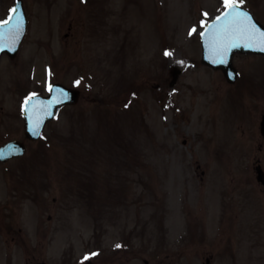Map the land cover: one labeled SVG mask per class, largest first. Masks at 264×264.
Masks as SVG:
<instances>
[{
  "label": "rangeland",
  "instance_id": "obj_1",
  "mask_svg": "<svg viewBox=\"0 0 264 264\" xmlns=\"http://www.w3.org/2000/svg\"><path fill=\"white\" fill-rule=\"evenodd\" d=\"M240 5L264 25V0ZM24 6L28 24L17 62L26 85L0 93L8 112L0 133L14 137L4 132L21 129L19 101L50 82L77 88L80 97L23 158L0 167V187L26 193V245L11 264H165V227L177 229L183 202L193 208L201 200V170L204 187L221 186L228 171L236 176L248 164L264 105V58L236 57L235 65L250 70L231 88L201 64L198 33L224 0ZM261 239L250 252L239 243L224 254L233 264H264ZM217 261L225 264L221 252Z\"/></svg>",
  "mask_w": 264,
  "mask_h": 264
},
{
  "label": "flooded vegetation",
  "instance_id": "obj_2",
  "mask_svg": "<svg viewBox=\"0 0 264 264\" xmlns=\"http://www.w3.org/2000/svg\"><path fill=\"white\" fill-rule=\"evenodd\" d=\"M21 1L26 12L24 0ZM15 2L16 0H0V20L8 17L9 9L13 8ZM23 40L19 43L17 49L12 52L10 48V51H3L4 48L0 45V93L20 92L26 85L24 64L17 62L21 54ZM238 56H243L247 59L248 57L264 58V56L250 53H235L232 57V63L237 71L236 82L247 76L250 70L248 64L243 69L235 65L234 59ZM17 64L18 70L15 69ZM212 71L220 72L225 78L222 70L213 69ZM49 84L44 87V92L35 94L46 95ZM262 92L264 93V89ZM28 95L23 96L19 101L17 115L21 118V124L19 125L21 129L17 126L11 129V132H4L8 135L14 134V137H7L0 133V147L12 140L23 141L26 147L34 143L24 140L23 122L20 112L22 110L21 102H24V98ZM5 98V95L1 96L2 102H4ZM7 115L8 112L4 111V106H0V116ZM263 117L264 105L259 118L257 145L252 155L249 149V153L245 157L248 164L241 167L242 169L237 171L236 176L234 174L230 176V173L233 172L228 171V184L204 187L203 180L206 172L201 170V188L199 190L202 195L201 200L194 202L193 208H191L190 203L183 202L180 207V221L175 226L177 229L171 224L165 227L167 236L165 247L166 251H168L165 264H197L195 258L198 256L203 260L204 264H217L219 252H221L225 264H233L234 262H232L229 254H224L225 251L238 247L239 243L242 245L249 244L248 250L244 248L247 252L260 247L261 238L264 237ZM17 133L19 136L15 135ZM19 159L20 157H13L0 161V167L5 168L10 162ZM9 188L6 190V187H0V264H11V256L17 254L20 257V252L26 245V220L23 202V194L26 193L24 190L21 191L19 186L14 185ZM17 190L18 193L16 192ZM174 244L176 245L174 250L175 261L173 260L172 250H170ZM226 247L229 248L225 250ZM194 249H199V253L195 252ZM188 250H192V252L189 253L190 251ZM205 253H208V256H203ZM261 259L264 262V250L261 253Z\"/></svg>",
  "mask_w": 264,
  "mask_h": 264
},
{
  "label": "snow or ice",
  "instance_id": "obj_3",
  "mask_svg": "<svg viewBox=\"0 0 264 264\" xmlns=\"http://www.w3.org/2000/svg\"><path fill=\"white\" fill-rule=\"evenodd\" d=\"M243 3V0H224V11L221 15L215 18L214 22L207 25L201 36L208 37L209 51L211 53L214 62L223 63L226 62V57L229 49L235 46L236 42L243 43L246 47H262L264 48V31L258 29L255 23L252 22L251 17L246 11H242L238 5ZM15 9H9V15L6 19L0 20V26H6L11 24ZM207 15V13H205ZM205 21H201L204 24ZM195 31V26L192 29ZM20 31V18L16 17V24L12 25L11 28H3L0 31V41H3L4 46H8V42H15L16 36ZM169 51L165 50V55H169ZM183 63V61H181ZM74 84H80V80L77 79L73 82ZM53 86L48 85L49 91H51ZM64 96L67 95L63 90H59ZM35 93L29 94L25 97L27 102ZM135 95V93H133ZM53 101H49L52 103ZM58 102V99L57 101ZM27 108V105L25 106ZM33 131H35L41 121L43 115H51L47 111V107L42 103L39 106H33ZM0 154H4L3 149H0ZM119 246V245H117ZM94 255L93 253L85 254V259Z\"/></svg>",
  "mask_w": 264,
  "mask_h": 264
},
{
  "label": "water",
  "instance_id": "obj_4",
  "mask_svg": "<svg viewBox=\"0 0 264 264\" xmlns=\"http://www.w3.org/2000/svg\"><path fill=\"white\" fill-rule=\"evenodd\" d=\"M238 7L240 8V6H238ZM21 8L22 7H21L20 3L16 5V7L14 8L15 12L12 13L13 19H12L11 24L6 25V26H1L0 27L1 31L5 27L11 28L12 25L16 24V17L18 16L20 18L19 14H20ZM240 9L242 11H245L242 8H240ZM221 14H219V15H221ZM249 16L251 17L250 14H249ZM215 18L213 20H211L209 23L214 22ZM251 20L253 23H255V25L258 29H260L261 31H264V28L259 23L254 21L252 17H251ZM207 25H206V27H207ZM25 26H26V20H25V16L22 14L21 18H20V31H19V34L16 36V39H15L16 42L9 41L8 46H13V45H15V43L20 41L21 37L24 34ZM205 28H204V30H205ZM204 30H203V32H204ZM201 40H202V48H203L202 49L203 50L202 62L205 64H208L212 67H215V68L219 67V68L223 69L225 74L228 76L229 79H234V74L232 73V69H231L232 66L230 64V59H231V55L233 52L239 51V52H254V53L264 54V48H262V47H246L243 43L236 42L235 46H233L229 49V51L227 53V57H226V62L218 63V62H214V59L212 58L211 53L209 51L208 37L207 36H201ZM52 86H53V88L50 91V94L48 97H32L26 103L27 108L26 107L24 108V123H25L24 127H25V134L29 139H36L39 136V134L41 133V130L43 128L44 123L46 121H48L49 119H52L53 117H55L60 107H62L65 104H75L78 100L79 92L76 89L67 88L61 84H54ZM58 89L63 90V92H66L67 95L64 96L61 91H58ZM57 99H58V102H56ZM49 101H53V102L49 103ZM41 103L47 107V111L50 112L51 115H43L42 114V121H41L39 127L35 131H33L32 109H33L34 105L39 106ZM2 149H3L4 153H7L6 155H20L24 150L22 144H19L17 142L8 143Z\"/></svg>",
  "mask_w": 264,
  "mask_h": 264
}]
</instances>
